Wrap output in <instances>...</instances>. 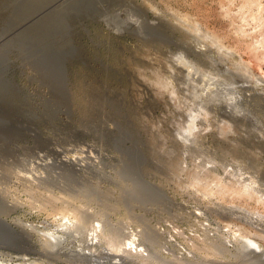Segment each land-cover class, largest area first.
Segmentation results:
<instances>
[{
  "label": "rangeland",
  "instance_id": "1",
  "mask_svg": "<svg viewBox=\"0 0 264 264\" xmlns=\"http://www.w3.org/2000/svg\"><path fill=\"white\" fill-rule=\"evenodd\" d=\"M0 217L25 232L4 261L193 264L123 248L161 224L199 264H255L233 230L264 246V0H0Z\"/></svg>",
  "mask_w": 264,
  "mask_h": 264
},
{
  "label": "built area",
  "instance_id": "2",
  "mask_svg": "<svg viewBox=\"0 0 264 264\" xmlns=\"http://www.w3.org/2000/svg\"><path fill=\"white\" fill-rule=\"evenodd\" d=\"M195 213L198 214V212H195ZM201 229H202L201 235H202V238L204 239L199 238L198 236H195L194 237L195 239H193V245L197 243L198 238L201 239L202 241H206V240L210 241V240H215L216 238H218L220 239L224 247L228 249L232 247V243L234 242V240L231 239L230 235L227 233V235H225V238L222 239L221 229H219L216 226H213L210 222L206 220L203 221V225ZM222 230H227V228H222ZM164 232L165 230L163 229L161 224L160 225L153 224L152 226L148 225V228L142 229V230L136 227L132 229L130 228L127 231V234L129 235L128 237L134 240V244H136L137 246L134 247V245H130L126 239L125 245L123 246V248L126 249V251L130 255L136 256L137 259L141 261L152 260L153 258H151L152 254L150 250V245L153 243V237H157V234H158L159 236L162 237V242L160 243V246H159V251H162V254H161L162 261H171V260L179 261V260H182L183 258L190 259L194 256L191 262L193 264L201 263V261L199 260L197 261L194 251L192 250L187 251L185 247L179 241H175L172 238L166 236ZM168 255H172V257H169L166 259L165 257H167ZM118 258L119 257L117 256H113V254L110 256L109 254H106L103 259H108L110 264H121L122 258H119V262H112ZM179 262H182V261H179Z\"/></svg>",
  "mask_w": 264,
  "mask_h": 264
},
{
  "label": "bare ground",
  "instance_id": "3",
  "mask_svg": "<svg viewBox=\"0 0 264 264\" xmlns=\"http://www.w3.org/2000/svg\"><path fill=\"white\" fill-rule=\"evenodd\" d=\"M36 1V0H35ZM122 2V1H121ZM124 4V3H123ZM122 5V4H121ZM125 6V5H124ZM125 13V9H123ZM121 12V11H120ZM119 13V11H118ZM119 15V14H118ZM119 17V16H118ZM130 17V15H129ZM125 24L129 27H132V28H135L137 29L139 26H138V23L136 22V20H133L132 18L131 19H128L125 21ZM122 26V25H121ZM124 26V25H123ZM121 28V27H120ZM125 29V28H124ZM118 30V29H117ZM139 31V30H138ZM62 75V74H61ZM75 159V158H69V160H66L67 163L69 162H72V160ZM138 173V172H137ZM137 175H139L140 179L142 180L143 179V176L141 173H138ZM144 180V179H143ZM142 180V181H143ZM144 182L148 183L149 185V182L147 180H145ZM153 186V185H152ZM151 186V187H152ZM154 187V186H153ZM244 189V188H243ZM245 191V190H244ZM248 193V192H246ZM140 195L142 197L145 196V198H148V196L150 195V192L148 190H142L140 192ZM154 195V194H153ZM151 196V195H150ZM169 205V204H168ZM64 214V213H63ZM65 216V215H64ZM68 220L70 221L69 223H64L66 224V226H68L69 224L71 225L72 223V220L68 218ZM20 222V221H19ZM24 224V223H23ZM25 225V224H24ZM30 225V224H29ZM20 226V225H19ZM28 226V225H27ZM31 226V225H30ZM59 226V225H58ZM23 227V226H22ZM24 228V227H23ZM31 229V228H30ZM33 229V228H32ZM23 233L24 230L21 229V230H16L9 222H7L5 220V218H1L0 217V236L2 237L3 239V242L5 244H10V245H13L15 244L14 241H15V238H17V240L20 238V236L22 237V235H24ZM46 233L47 235H49V237H51V239H53L54 241L57 240L58 242H60V240L63 239L62 237V234L61 233H57L56 231H46L44 232ZM233 235L235 237V234H237V239H239L242 243V246L248 251L247 254L251 255L253 257V259H255V264H264V246L261 244V242L258 240V239H255L252 235L250 234H244L243 232L241 231H234L233 230ZM64 236V235H63ZM54 237V238H53ZM49 239V240H48ZM45 238V247H53L52 245H54V243H56L57 241H52L51 242V239L50 238ZM127 241L129 242L130 245H134V247H136L137 245L134 244V242H130L129 239H127ZM2 242V240L0 241ZM22 242V241H21ZM110 244H108L110 246V250L113 249L114 251H116L115 254H117L118 249L120 246H116V244H113L110 240L108 241ZM3 243V244H4ZM17 243V242H16ZM28 243V242H27ZM44 243V242H43ZM20 244V243H19ZM26 244V243H25ZM52 244V245H50ZM58 244V243H57ZM50 245V246H49ZM4 246V245H3ZM2 246V247H3ZM60 244L58 245V248H59ZM242 247V249H243ZM26 249L28 250H32V251H36L37 249H34L33 247H25ZM55 248V247H54ZM56 249V248H55ZM49 250V249H48ZM108 250V249H107ZM122 252L123 249H121ZM42 251V250H40ZM57 251V250H55ZM55 251H52V252H55ZM105 251V249H104ZM112 251V250H111ZM109 252V251H108ZM245 252V251H244ZM1 253V252H0ZM48 254V253H46ZM58 254V253H57ZM113 256H116V255H113ZM17 258L19 257L20 259L17 260L15 259V261H4V259H0V264H45L43 261L42 262H38V261H34L33 259H28L29 257L27 256H24V255H20V256H16ZM118 257V256H117ZM9 258H12V257H9ZM8 258V259H9ZM13 259V258H12ZM119 259V258H118ZM118 259H116V261H119Z\"/></svg>",
  "mask_w": 264,
  "mask_h": 264
}]
</instances>
